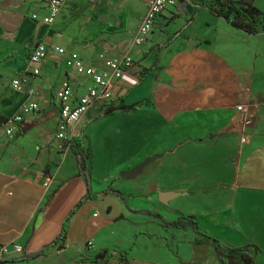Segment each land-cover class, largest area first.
<instances>
[{
    "label": "crops",
    "instance_id": "obj_1",
    "mask_svg": "<svg viewBox=\"0 0 264 264\" xmlns=\"http://www.w3.org/2000/svg\"><path fill=\"white\" fill-rule=\"evenodd\" d=\"M204 1L176 0L134 44L148 0H66L51 24L41 21L48 11L40 0H0V264H65L67 253L76 260L102 249L125 251L124 264H219L210 245L193 242L199 236L186 217L226 247L249 245L254 264H264V61L258 39L247 62L240 47L223 43L264 36V22L250 32L243 17L217 13L223 1ZM39 42L102 70L107 59L132 57L111 100L90 105L76 125L89 192L71 149L54 139L55 90L65 79L80 95L92 82L53 52L39 75L30 73L27 55ZM14 77L24 92L8 86ZM32 101L38 109L7 135L6 122ZM238 104L252 118L245 143ZM148 157L133 178L120 175ZM175 221L180 228L163 224ZM63 225L53 248L15 260L51 243ZM103 264L121 263L112 253Z\"/></svg>",
    "mask_w": 264,
    "mask_h": 264
},
{
    "label": "built area",
    "instance_id": "obj_2",
    "mask_svg": "<svg viewBox=\"0 0 264 264\" xmlns=\"http://www.w3.org/2000/svg\"><path fill=\"white\" fill-rule=\"evenodd\" d=\"M48 11V14L41 18L46 24H51L58 16L66 0H40ZM176 0H148L146 10L141 17L136 32L132 38L134 44H140L151 31L153 21L157 14L164 11L167 7L174 6ZM32 18L36 15L32 14ZM53 52L58 55H66L65 64L72 67L75 72L89 79L92 82L90 87L80 95H75L70 83L63 79L55 90V96L58 101L59 113L56 119V128L54 139L63 143L65 150L71 148V140L75 135L76 125L79 122L86 109L97 102L108 103L112 97V88L124 72L130 67L132 57L126 55L121 59H107L104 61L105 70L99 69L92 65L85 64L79 54L68 51L59 46H47L42 42L37 43L27 55V65L30 73L37 76L40 73L39 65L45 61L48 53ZM8 86L17 92H24L25 87L19 77H14L8 82ZM1 88V84H0ZM34 90L30 89L27 94H33ZM38 109L35 101L22 108L21 114L11 117L5 126V133L13 135L22 122V115L31 113ZM235 109L242 114V120L239 131V140L245 143L248 140L247 130L252 125V118L247 114V106L238 104ZM22 251L21 246L14 245L13 252ZM6 253L4 248L0 251V257Z\"/></svg>",
    "mask_w": 264,
    "mask_h": 264
},
{
    "label": "trees",
    "instance_id": "obj_3",
    "mask_svg": "<svg viewBox=\"0 0 264 264\" xmlns=\"http://www.w3.org/2000/svg\"><path fill=\"white\" fill-rule=\"evenodd\" d=\"M192 1L196 2V0H179V3L184 5L185 3ZM204 0H202L199 5H204ZM180 8V5L178 6ZM219 15L224 16L225 18H228L229 15L234 14L235 17L241 16L246 20V26L249 28L250 32H254V28L257 25H260L262 22H264V12L260 11L257 7L251 5V4H245V5H238L236 1H231L226 3L222 9H219L217 11ZM254 17H258L256 20ZM156 64V61H155ZM154 66V65H153ZM152 70V68L150 69ZM143 71H141V75H143ZM147 72V71H146ZM112 109L108 108L106 106L105 110L103 111V116L107 115L111 112ZM21 130V129H19ZM80 135H74L73 139L71 140V152L74 155L76 159L77 169H78V175L82 176L85 180L86 186H87V192L90 190V175L88 172V164H89V158L87 154H85L82 151V148L80 146ZM115 194L118 195L117 192ZM89 195H87L86 198H88ZM84 199H81L78 201V203L75 205L74 209L82 203ZM71 211V212H72ZM192 228L194 229L195 233L199 236V238H196L193 240L195 243H206L210 245L214 249V256L218 260L219 264H229L232 260L236 262V264H254V255L249 253L248 247L249 245H245L242 247H226L222 245L216 238L203 234L198 229V223L196 220L192 219L191 217H186ZM165 227L172 226L175 228H180V225L178 221L172 222V223H163ZM66 230L64 225L61 228L60 233L53 239L51 243L48 245L42 247L41 249L37 251H33L29 254L21 253L20 256L16 257L15 260H27L34 258L36 256H39L45 252H47L49 249L53 248L60 240H62L65 236ZM172 242H166V246L168 249L173 252V254L176 256V252L172 246ZM254 248V253L258 251L256 247ZM115 254L118 258L121 264H124L126 261V252L122 250H113L111 253L108 252V249H102L96 253L93 254H84L82 253L78 259L74 261V264H103V262L111 255ZM187 264H197L194 262H188ZM203 264H208L207 262Z\"/></svg>",
    "mask_w": 264,
    "mask_h": 264
},
{
    "label": "rangeland",
    "instance_id": "obj_4",
    "mask_svg": "<svg viewBox=\"0 0 264 264\" xmlns=\"http://www.w3.org/2000/svg\"><path fill=\"white\" fill-rule=\"evenodd\" d=\"M211 1H215V0H211ZM216 1H218V0H216ZM221 1H223V3H220V5H225L226 3L231 2V1H236V3H238V5H245V4H247L245 1H248V0H221ZM250 2H252V4L255 7H257L260 11L264 12V0H251ZM235 21H237V23H242L241 16H239ZM256 40L258 42V49L260 50V53L257 57V63L261 64L264 61V36L253 35V37L250 40H247V39L242 40V38H240V37H235L231 40L224 39L223 43L234 44V45H236V47H240V49L242 50L243 59L247 62L248 61L247 56L253 54V51L251 49L256 44ZM257 63H256L255 67H258L260 69V67L258 66ZM259 69H257V71H256L257 76H255L256 79L258 78V80H257L258 83H259V76L261 74ZM80 134H81V132L78 133V135H80ZM44 173L47 174V172H44ZM62 259L65 262V264H74L75 256L69 255L67 253L64 256H62ZM229 264H236V262L232 260Z\"/></svg>",
    "mask_w": 264,
    "mask_h": 264
},
{
    "label": "water",
    "instance_id": "obj_5",
    "mask_svg": "<svg viewBox=\"0 0 264 264\" xmlns=\"http://www.w3.org/2000/svg\"><path fill=\"white\" fill-rule=\"evenodd\" d=\"M194 44V41H190L189 45ZM154 157H148L146 159H144L142 162L138 163L137 165H135L133 168L126 170V171H122L120 173V175L125 178V179H130L133 178L138 171L145 165H147L150 161L153 160ZM173 193H160V196H162L163 198H167L169 196H171Z\"/></svg>",
    "mask_w": 264,
    "mask_h": 264
}]
</instances>
